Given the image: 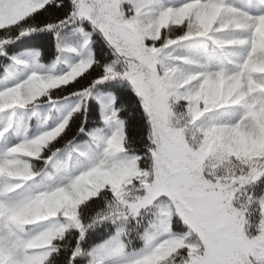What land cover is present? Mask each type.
<instances>
[{
	"label": "snow or ice",
	"instance_id": "snow-or-ice-1",
	"mask_svg": "<svg viewBox=\"0 0 264 264\" xmlns=\"http://www.w3.org/2000/svg\"><path fill=\"white\" fill-rule=\"evenodd\" d=\"M0 264H264V0H0Z\"/></svg>",
	"mask_w": 264,
	"mask_h": 264
},
{
	"label": "trees",
	"instance_id": "trees-1",
	"mask_svg": "<svg viewBox=\"0 0 264 264\" xmlns=\"http://www.w3.org/2000/svg\"><path fill=\"white\" fill-rule=\"evenodd\" d=\"M21 44V47L32 45V44H45L46 47L43 49L45 57L50 56L52 54V45L49 36H45L44 34H39L36 38H26L23 43L17 42ZM103 238V229L100 230V234L96 237V239Z\"/></svg>",
	"mask_w": 264,
	"mask_h": 264
}]
</instances>
